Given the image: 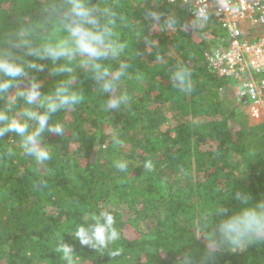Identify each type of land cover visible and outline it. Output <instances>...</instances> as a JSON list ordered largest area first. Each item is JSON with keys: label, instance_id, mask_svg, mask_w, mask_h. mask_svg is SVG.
Returning a JSON list of instances; mask_svg holds the SVG:
<instances>
[{"label": "trees", "instance_id": "trees-1", "mask_svg": "<svg viewBox=\"0 0 264 264\" xmlns=\"http://www.w3.org/2000/svg\"><path fill=\"white\" fill-rule=\"evenodd\" d=\"M110 2L125 17L121 39L129 45L131 71L143 79L123 83L129 105L105 112L102 97L81 74L75 83L86 101L54 114L65 133L45 136L53 153L46 163L23 155L15 133L0 136V264H66L56 251L61 241L73 246L76 264H177L185 252L195 264H264V242L206 256L208 241L195 222L217 201L235 206L234 199H223L231 184L264 197V121H248L238 109L234 81L216 77L205 58L227 46L226 31L217 23L193 29L186 9L163 0ZM39 4L0 0V37L21 19L39 18ZM172 16L175 26L167 22ZM181 65L192 71L189 94L171 81ZM33 75L44 92L62 78L47 67ZM4 104L0 99V108ZM168 111L175 123L164 128ZM112 133L121 146L113 145ZM119 159L128 161L126 172L114 167ZM105 209L122 233L110 245L122 249L117 256L81 245L71 232L82 213Z\"/></svg>", "mask_w": 264, "mask_h": 264}, {"label": "clouds", "instance_id": "clouds-1", "mask_svg": "<svg viewBox=\"0 0 264 264\" xmlns=\"http://www.w3.org/2000/svg\"><path fill=\"white\" fill-rule=\"evenodd\" d=\"M190 10L191 27L204 28L210 20L207 5L201 0ZM148 16L158 18V13L150 11ZM167 22L175 26L177 19L172 16ZM124 23L118 5L110 0H40L39 18L11 24L0 37V99L5 101L0 108V136L15 133L23 155L36 163L50 161L53 153L45 136L65 133L63 121L55 119L54 114L75 111L86 101L84 91L75 83L81 74L102 97L103 111L129 105L132 96L122 85L142 80L143 76L131 71L129 45L120 35ZM45 67L52 77H62L47 92L42 91L43 82L33 75ZM171 81L185 94L195 87L192 71L186 66H178L171 73ZM111 138L114 146L122 145L117 133ZM113 163L119 172H126L129 166L126 159ZM145 167L151 168V162ZM238 175L243 179V169ZM230 198L236 202L234 207L217 201L202 208L196 218L198 231L208 241V257L215 256L218 248L237 251L264 242V197L256 198L246 188L231 184L223 199ZM71 232L81 245L98 252L108 250L117 256L122 251L110 248L121 240L122 233L114 214L107 209L82 213V222ZM56 251L66 264H76L72 245L61 241ZM177 264H195V257L185 252Z\"/></svg>", "mask_w": 264, "mask_h": 264}, {"label": "built area", "instance_id": "built-area-1", "mask_svg": "<svg viewBox=\"0 0 264 264\" xmlns=\"http://www.w3.org/2000/svg\"><path fill=\"white\" fill-rule=\"evenodd\" d=\"M187 10L201 0H163ZM211 23L226 31L225 48L205 53L208 69L237 84V102L264 109V0H203ZM193 18V17H192Z\"/></svg>", "mask_w": 264, "mask_h": 264}, {"label": "rangeland", "instance_id": "rangeland-1", "mask_svg": "<svg viewBox=\"0 0 264 264\" xmlns=\"http://www.w3.org/2000/svg\"><path fill=\"white\" fill-rule=\"evenodd\" d=\"M232 86L237 88L236 83H232ZM237 105H238L239 111H241L243 114H245L248 117L247 119L251 124H256V123H260V122L264 121V109H263V111H257L255 109H253L251 106H249V104L242 105V104H239L238 102H237ZM168 116L169 117L165 121L164 128L165 127H171L175 123L174 119L171 118V112L170 111H168Z\"/></svg>", "mask_w": 264, "mask_h": 264}]
</instances>
